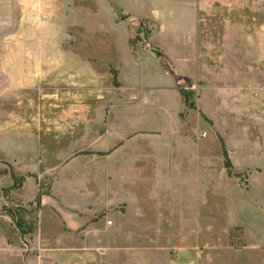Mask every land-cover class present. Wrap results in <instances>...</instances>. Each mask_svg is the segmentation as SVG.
<instances>
[{"label":"rangeland","instance_id":"obj_1","mask_svg":"<svg viewBox=\"0 0 264 264\" xmlns=\"http://www.w3.org/2000/svg\"><path fill=\"white\" fill-rule=\"evenodd\" d=\"M188 1L191 16L150 18L97 16L87 8L89 0H0V188H19L28 177L16 175L13 158L30 160L33 187L46 196L57 179L55 166L61 158L73 154L82 164L93 162L96 154L90 149L97 137L81 141L84 137H75L74 130H98L101 126L88 124L86 118L100 114L74 112L73 106L107 103L97 90L106 88L108 76L115 79L116 89L123 82L112 67L91 64L89 56V62L85 59L82 64L77 58L85 56L81 47L89 38L106 35L97 29L117 25L128 29L138 56L145 52L143 44L148 51L157 41L175 47V62L164 56L160 62L166 72L175 74L182 89V119L204 123L195 130L196 136L210 138L212 147L218 142L223 150L222 159L212 156L211 188H239L246 208L257 192L261 203L264 0ZM158 20L171 32L158 34ZM186 92L193 93L191 104ZM114 99L121 102V96ZM106 126L105 120L102 127ZM109 179L117 186L123 180L121 175ZM118 190L115 206L93 217L94 223L106 226L89 230L83 242L87 253L76 258L79 264H264V247L255 246L249 230H230L217 221L204 236L180 240L164 226L159 240L140 241L138 217L132 212L130 224L124 223L126 210ZM236 194L228 190L218 198L212 191L211 203H230ZM29 216L24 214L22 230L31 228ZM242 219L247 222L246 211Z\"/></svg>","mask_w":264,"mask_h":264},{"label":"crops","instance_id":"obj_2","mask_svg":"<svg viewBox=\"0 0 264 264\" xmlns=\"http://www.w3.org/2000/svg\"><path fill=\"white\" fill-rule=\"evenodd\" d=\"M89 1L87 8L97 16L192 15L188 0ZM158 24V34L171 32L162 20ZM96 31L106 35L92 36L84 42L85 47L81 48L86 49L85 56L77 60L82 64L91 57V64L112 67L119 82H123L122 88L116 89L115 79L108 76L106 88L97 90V96L106 97L107 103L73 106L74 112L100 114L86 118L88 124L100 125L98 130H74L75 137H84L81 141L88 136L97 137L92 148L85 144L96 156L88 165L73 158V154L61 158L55 166L58 176L48 196L33 187L30 160L12 159L16 175L28 177L19 188H0V264H79L76 258L87 253L83 242L89 230L106 226L102 221L94 223L93 217L115 206L118 189L126 210L124 223L130 224L132 212L137 215L140 241L159 240L164 226L170 229L172 237L188 240L194 235L208 234L210 224L219 222L230 230H249L255 246L263 248L264 199L260 203L253 188L256 200L246 208L239 188H211L212 156L213 160L222 159L223 150L218 142L212 147L210 138L196 136L195 130L204 123L182 119V89L175 74L166 72L160 62V55L175 62V47L157 41L148 51L143 44L145 52L138 56L132 51L135 47L131 46L130 32L124 26H105ZM59 59L63 63V58ZM94 74L91 73L93 79ZM116 96H121V102L115 101ZM76 122L83 124V120ZM119 175L123 178L121 186L109 179ZM228 190L238 193L230 203H211L212 191L221 198V192ZM13 205L31 210L27 220L32 226L26 233L5 212L6 207ZM245 211L247 222L242 219ZM25 244L34 252H25Z\"/></svg>","mask_w":264,"mask_h":264},{"label":"trees","instance_id":"obj_3","mask_svg":"<svg viewBox=\"0 0 264 264\" xmlns=\"http://www.w3.org/2000/svg\"><path fill=\"white\" fill-rule=\"evenodd\" d=\"M160 57H163V56L160 55ZM172 74H174V73H172ZM192 97H193L192 92H186V101L188 100L187 103H190V104L192 103L191 102ZM5 211H7L9 213V215L13 218V220L15 221L18 228L21 229V231H23V233H26L25 230H22L23 229V216H24V214L31 213V210H29L28 207L16 205L14 207H6Z\"/></svg>","mask_w":264,"mask_h":264},{"label":"built area","instance_id":"obj_4","mask_svg":"<svg viewBox=\"0 0 264 264\" xmlns=\"http://www.w3.org/2000/svg\"><path fill=\"white\" fill-rule=\"evenodd\" d=\"M24 249H25V252H30V248H29L28 244H25Z\"/></svg>","mask_w":264,"mask_h":264}]
</instances>
